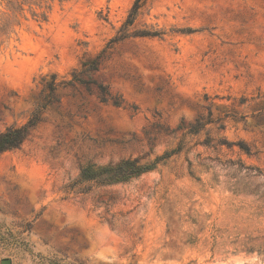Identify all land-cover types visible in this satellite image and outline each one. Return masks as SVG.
Segmentation results:
<instances>
[{"label":"rangeland","instance_id":"obj_1","mask_svg":"<svg viewBox=\"0 0 264 264\" xmlns=\"http://www.w3.org/2000/svg\"><path fill=\"white\" fill-rule=\"evenodd\" d=\"M134 1L0 0V133L41 102L42 77L68 80L98 53ZM134 30L160 34L113 44L82 75L89 89L58 87L59 105L0 155V228L30 250L0 245V264H264V0H147ZM179 142L128 182L70 187L85 163L148 162Z\"/></svg>","mask_w":264,"mask_h":264},{"label":"trees","instance_id":"obj_2","mask_svg":"<svg viewBox=\"0 0 264 264\" xmlns=\"http://www.w3.org/2000/svg\"><path fill=\"white\" fill-rule=\"evenodd\" d=\"M146 1L147 0L134 1L126 20L123 22L117 33L110 38L106 45L92 58L81 61L80 67L71 73L70 79L60 80L57 82L55 74H50L49 80H45V78L42 77L43 85L47 90V93L43 96L41 102L24 123L10 126L0 133V155L6 151L20 148V146L32 136L38 125L45 120L44 113L46 107L53 104H56L57 106L59 105L60 99L53 97V92L58 87L75 88L77 84H82L89 89L88 82L82 78V75H85L88 72L97 71L99 66L109 58L110 53L108 52V49L112 48L113 44L131 36L154 37L160 34L158 31L149 30L129 31V27L133 24L140 8L146 3ZM92 83H94L97 87V97L101 102H110L116 107H123L124 100L120 95L111 94L101 84H96L95 82ZM130 107L132 109H136L134 105H131ZM201 126L202 125L200 124L192 126L188 129V132L195 134L199 131ZM236 144L241 149L249 152L250 149L245 143L237 142ZM181 148L182 143L179 142L177 147L163 151V153L155 156L148 162H141L138 157H128L113 164L85 163L79 169L78 179L74 181L70 187L79 185L77 192L86 193L90 190V186L83 185V183L94 182L97 184H116L128 182L133 178H137L140 175L155 169L159 163H164L170 156L180 151ZM0 245H24L23 249L29 250V248H27V242H25V240L21 237L18 238L14 236V234L8 229L3 230L0 228ZM39 261L44 264H75L73 262H65L61 259L55 258L45 259L41 257Z\"/></svg>","mask_w":264,"mask_h":264},{"label":"water","instance_id":"obj_3","mask_svg":"<svg viewBox=\"0 0 264 264\" xmlns=\"http://www.w3.org/2000/svg\"><path fill=\"white\" fill-rule=\"evenodd\" d=\"M1 264H11V259L10 258H3L1 260Z\"/></svg>","mask_w":264,"mask_h":264},{"label":"bare ground","instance_id":"obj_4","mask_svg":"<svg viewBox=\"0 0 264 264\" xmlns=\"http://www.w3.org/2000/svg\"><path fill=\"white\" fill-rule=\"evenodd\" d=\"M99 250H100V249H99ZM102 251H106V249H105V250H102ZM102 251H101V252H102ZM101 252H99V253H101ZM239 261H240V260H239ZM239 261H238V262H239Z\"/></svg>","mask_w":264,"mask_h":264}]
</instances>
